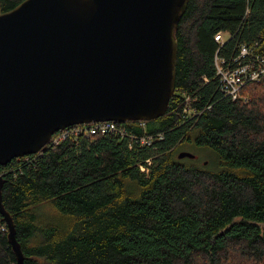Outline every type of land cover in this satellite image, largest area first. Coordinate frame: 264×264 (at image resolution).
I'll return each mask as SVG.
<instances>
[{
	"label": "trees",
	"instance_id": "16d2710c",
	"mask_svg": "<svg viewBox=\"0 0 264 264\" xmlns=\"http://www.w3.org/2000/svg\"><path fill=\"white\" fill-rule=\"evenodd\" d=\"M23 1L0 0V13ZM218 33L228 34L221 46ZM175 38L165 114L119 123L153 145L71 136L0 166L24 264H264V82L241 89L246 103L232 102L213 66L216 51L228 60L242 44L264 54V0H190ZM184 142L212 151L217 170L178 159ZM0 264H16L1 215Z\"/></svg>",
	"mask_w": 264,
	"mask_h": 264
},
{
	"label": "water",
	"instance_id": "95a60500",
	"mask_svg": "<svg viewBox=\"0 0 264 264\" xmlns=\"http://www.w3.org/2000/svg\"><path fill=\"white\" fill-rule=\"evenodd\" d=\"M189 1L24 0L0 13V166L74 125L162 117ZM1 179L0 215L16 264H24Z\"/></svg>",
	"mask_w": 264,
	"mask_h": 264
},
{
	"label": "built area",
	"instance_id": "2783aa9c",
	"mask_svg": "<svg viewBox=\"0 0 264 264\" xmlns=\"http://www.w3.org/2000/svg\"><path fill=\"white\" fill-rule=\"evenodd\" d=\"M225 38V35L218 33L215 35L214 41L221 46ZM254 47L255 46L252 47L242 44L238 49L237 55L228 60L220 57L218 51L214 54L213 66L218 76L220 92L232 102L240 100L246 103L248 98L241 94V89L248 83L264 82V54L255 52ZM184 114H186L189 119L197 115V113L190 110L188 106L185 107ZM99 134H116L121 138L128 136L123 127L117 122H97L74 125L54 133L47 145L34 155H42L47 147L57 146L71 136L78 137L81 135ZM128 137L134 141L133 143L137 142L140 146H151L154 142V136L135 137L130 135ZM158 139H160V137H158ZM29 156L18 159L28 161ZM146 164L150 165V160H147ZM140 170L142 172H147L145 167H140Z\"/></svg>",
	"mask_w": 264,
	"mask_h": 264
},
{
	"label": "rangeland",
	"instance_id": "374dc122",
	"mask_svg": "<svg viewBox=\"0 0 264 264\" xmlns=\"http://www.w3.org/2000/svg\"><path fill=\"white\" fill-rule=\"evenodd\" d=\"M222 34L228 36L227 33H222ZM180 152H187L194 155V159H190V158L180 159L186 165L199 166L210 171H216L218 168L217 165L219 161L217 159V156L212 151L206 148L196 146L193 142H184L176 146L174 150V154L177 156ZM44 213L46 214L47 211H44Z\"/></svg>",
	"mask_w": 264,
	"mask_h": 264
}]
</instances>
